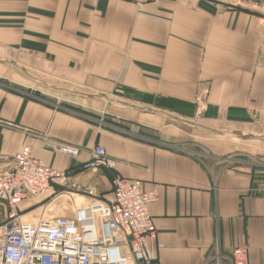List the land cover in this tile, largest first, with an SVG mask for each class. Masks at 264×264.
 Listing matches in <instances>:
<instances>
[{
    "label": "crops",
    "instance_id": "1",
    "mask_svg": "<svg viewBox=\"0 0 264 264\" xmlns=\"http://www.w3.org/2000/svg\"><path fill=\"white\" fill-rule=\"evenodd\" d=\"M251 3L0 0V153L29 145L67 171L47 203L64 215L86 186L110 200L115 175L155 189V264H218L216 249L230 264L237 246L264 264V10ZM95 145L113 169L83 167Z\"/></svg>",
    "mask_w": 264,
    "mask_h": 264
},
{
    "label": "built area",
    "instance_id": "2",
    "mask_svg": "<svg viewBox=\"0 0 264 264\" xmlns=\"http://www.w3.org/2000/svg\"><path fill=\"white\" fill-rule=\"evenodd\" d=\"M260 39L259 59L264 63V22ZM57 149L70 157L79 152L64 144ZM83 167L113 169L115 159L95 145ZM68 179L67 171L33 156L29 145L11 156L0 153V264H155L156 251L163 247L155 242L157 232L148 212L158 197L155 189L145 190L140 180L115 175L110 200L98 199L96 189L86 186V205L74 207L70 215H47V203L57 197L52 186L65 187ZM35 203L39 205L33 207ZM37 209L38 218L23 217ZM220 256L216 249L209 261L216 257L219 264ZM229 261L249 264L247 248L234 247Z\"/></svg>",
    "mask_w": 264,
    "mask_h": 264
},
{
    "label": "rangeland",
    "instance_id": "3",
    "mask_svg": "<svg viewBox=\"0 0 264 264\" xmlns=\"http://www.w3.org/2000/svg\"><path fill=\"white\" fill-rule=\"evenodd\" d=\"M254 4H255V7H257L259 10H264V0H252V3H251V5L252 6H254ZM194 149L196 150H198V148L197 147H194ZM39 200V198L38 199H36L35 201H38ZM34 201V202H35ZM45 202H48L47 200H45ZM88 203V201H86V202H84V203H82V204H80V205H86ZM25 204V203H24ZM23 204V205H24ZM39 204H41V202H39ZM38 203H35V207H37L38 205H39ZM23 205H22V207H23ZM3 209H1L0 208V222L3 220V217H4V215H3V211H2ZM25 211V209H22L21 210V212L23 213ZM59 212V209H58V206H57V203H56V201H53L50 205H48V207H47V210H46V214L47 215H52V214H54V213H58ZM23 217H25V216H23ZM33 217H34V219H36V218H38L39 217V212H37V213H35V214H33Z\"/></svg>",
    "mask_w": 264,
    "mask_h": 264
},
{
    "label": "bare ground",
    "instance_id": "4",
    "mask_svg": "<svg viewBox=\"0 0 264 264\" xmlns=\"http://www.w3.org/2000/svg\"><path fill=\"white\" fill-rule=\"evenodd\" d=\"M27 217H30V218L34 219L32 212L30 214H27L24 218H27Z\"/></svg>",
    "mask_w": 264,
    "mask_h": 264
},
{
    "label": "trees",
    "instance_id": "5",
    "mask_svg": "<svg viewBox=\"0 0 264 264\" xmlns=\"http://www.w3.org/2000/svg\"><path fill=\"white\" fill-rule=\"evenodd\" d=\"M34 205H35V204H34ZM33 207H35V206H33ZM33 207H31V208H33ZM31 208H30V209H31Z\"/></svg>",
    "mask_w": 264,
    "mask_h": 264
}]
</instances>
